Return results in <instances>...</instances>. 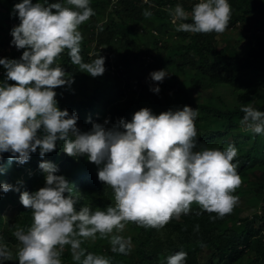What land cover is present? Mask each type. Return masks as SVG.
<instances>
[{"label":"clouds","instance_id":"clouds-1","mask_svg":"<svg viewBox=\"0 0 264 264\" xmlns=\"http://www.w3.org/2000/svg\"><path fill=\"white\" fill-rule=\"evenodd\" d=\"M12 12L19 22L10 30V45L24 51L18 60L0 58L5 69L0 81V153L8 152L24 164L37 149L43 157L63 142L62 150L68 156H84L95 163L98 180L114 193V204L105 209L87 205L77 209L65 176L55 174L54 163L40 161L43 186L19 194V202L31 210L32 222L26 230L13 232L18 264H62L65 246L74 264H110V258L88 252L82 242L97 236L108 238L112 252L127 254L131 238L116 233L129 222L159 229L170 219L188 214L193 203L215 213L211 219L232 211L238 199L233 192L241 183L233 163L237 149L229 144L223 150H195L196 109L185 105L153 114L141 108L130 121L121 117L106 127V119L81 132L77 114L57 107L54 89L74 82L57 63L62 53L66 51L71 63L92 77L105 70L103 56L97 54L91 62H84L80 54L79 26L94 15L90 0H20ZM143 14L150 16L151 12ZM169 14L177 31L223 33L231 5L229 0H198L189 12L177 3ZM149 75L152 81L162 82L168 74L160 69ZM150 90L158 93V84ZM240 111L245 130L264 135V111L251 104H243ZM17 185L0 183V192L19 191ZM186 257V252L177 251L166 258V264H186ZM12 260L13 252L0 237V264Z\"/></svg>","mask_w":264,"mask_h":264},{"label":"trees","instance_id":"trees-1","mask_svg":"<svg viewBox=\"0 0 264 264\" xmlns=\"http://www.w3.org/2000/svg\"><path fill=\"white\" fill-rule=\"evenodd\" d=\"M8 2L13 8L20 0ZM197 2L90 0L94 15L78 29L83 37L80 52L83 61L91 62L96 58L97 53L89 55V43L94 40L96 50L104 48L115 56L104 60L102 75L92 77L83 72L79 77L93 84L87 93L81 92L73 99L63 100V86H57V107L66 109L69 114L75 112L78 117L76 126L85 132L91 129L93 123L103 124L100 118L102 110L110 109L117 120L122 117L129 121L134 113L131 101L138 99V110L145 107L143 90L148 91L158 84L159 100L164 107L155 114L182 109L185 105L196 109L195 150H223L229 144L236 147L237 156L233 158V163L244 183L240 191L243 195L252 194L258 202L255 206L259 208L251 216L240 217L235 204L230 213L211 219L216 216L215 213L202 210L193 203L188 214L170 219L159 229L129 222L122 230L131 234L133 243L127 254L112 252L108 238L97 236L94 240L89 238L82 242L81 246L88 252L110 258V264H166V258L177 251L187 253L186 264H264V135L247 131L240 124L243 104H251L264 111V0H229L231 16L223 33L177 31L176 26L170 24L167 10L179 3L190 12ZM145 10L151 15L145 16ZM8 17L19 22L15 13ZM103 17L105 21H102ZM0 21L1 50L7 43L10 45L12 27ZM236 27L247 34L242 30L234 33ZM219 34L222 36L221 43L217 40ZM142 36L149 40L150 47L142 48ZM23 51L10 49L8 59L21 56ZM142 55L148 59H142ZM59 57L65 59L70 69L71 60L66 51ZM114 67L117 74L123 72L126 76L127 89L120 86V77L114 71L110 72ZM144 68L150 73L164 69L168 75L162 82L152 81L149 75L150 86L145 83L136 85L131 98L127 99L130 104L120 109L119 103L124 102L127 91L135 86L134 78L145 75ZM3 74L5 69L0 66V80ZM8 83L15 82L8 80ZM110 86H117L116 91L107 92ZM214 87L228 89L232 99L225 100L218 94L214 99L199 101L192 95L196 88ZM169 93L177 100L173 105L169 103ZM62 149L63 142H57L56 148L43 157L39 156L37 149L24 164H18L8 152L0 153V169H3L0 183L17 185V181L21 182L17 185L19 191L0 192V237L13 252V260L5 261V264H18L15 260L18 242L13 232L17 228L26 230L32 222L31 210L19 202V194L21 191L31 193L43 186L44 175L38 167L40 161L54 163L58 168L55 174L65 176L72 189L69 195L77 201V209L85 205L93 210L105 209L114 204L113 190L97 178L98 166L84 156L70 157ZM255 171L259 172L258 177L253 175ZM20 175L24 178L20 179ZM7 208H15L14 213L5 216ZM61 260L62 264H74L69 246H65Z\"/></svg>","mask_w":264,"mask_h":264},{"label":"rangeland","instance_id":"rangeland-1","mask_svg":"<svg viewBox=\"0 0 264 264\" xmlns=\"http://www.w3.org/2000/svg\"><path fill=\"white\" fill-rule=\"evenodd\" d=\"M36 2H37V0H33V3H36ZM54 2H56V0H48V3H54ZM154 10H155V7L153 8V11ZM52 11H55V10H52ZM169 11H170V9L167 10L168 15H170ZM9 14L10 15L13 14L11 4L8 2V0H0V20L4 21L5 23H8V25H10L13 28V26L18 25V23L15 20L10 19L8 17ZM105 20L106 19L103 17L102 21H105ZM170 24H172L173 26H176V24L173 23L171 16H170ZM0 25H1V21H0ZM158 26H159V24H158ZM241 30L242 29H240V27H236V28H234L233 32L239 33ZM159 31H161V27H159ZM156 32L158 33V30ZM242 33L247 34V32L245 30H242ZM232 36L234 37V35H232ZM221 37L222 36L219 34V36L217 37L218 43L219 42L221 43ZM165 38H167V36ZM11 39H12V37H11ZM94 41L89 43V45H90L89 55H93V54L97 53V54L103 56L106 61L110 60L111 57L115 56L114 53H112L108 50H105L104 48L96 50V48L94 46V43H95ZM242 43L243 42H241V44ZM113 44H116V43L113 42ZM140 44H141L142 48H145V46L147 48L150 47L149 40L146 39V37H144V36L140 37ZM5 46L6 47L3 46L2 49L0 50L1 58H3V57L8 58L10 55V49L15 50V48H14L15 46H11L8 43ZM19 58H20L19 55H16V57H14V59H17V60ZM143 58L148 59L147 56L142 55V59ZM57 63L64 69L65 72L70 73L74 79V82L70 86H67V85L63 86L62 95H61L63 100L73 99L77 95H79V93H81V92L87 93V91L93 86V84L91 83L90 80L79 79V77L82 76L83 72L79 71L78 66L70 63L71 67L69 69L68 63L65 61V59H63L61 57H58ZM144 69H145V72H144L145 75L144 76L136 74L139 77L134 78L135 86H132V90L130 92L127 91L128 94H126L123 98L124 102L119 103L120 109H123V108H125L126 105L130 104L127 99L131 98L133 88L136 87V85H139V83H145L148 87L150 86L149 85L150 82H149V78H148L150 71L147 68H144ZM111 71H114L115 74H117V72H118V71L116 72L115 67L111 68L110 72ZM192 71H194V70L192 69ZM117 75H118V77H120V79H119L121 81L120 86L122 88L127 89L128 83L126 81V79H127L126 76L123 74V72H119V74H117ZM4 78H5V74L2 75V79L0 81H3ZM116 89H117V86H110V87H108L107 92L113 93L114 91H116ZM54 91H55V89H54ZM218 94L223 96V99H225V100H231L232 99V98L230 99V95H231L230 91L224 87H214V88H205V89L196 88V89H194L192 95L194 96L195 99L202 101L206 98L214 99L213 97H216ZM143 98H144V100H142V101H144L145 107H141V108H148L152 111L153 114L157 113L159 110H161L164 107L162 101L159 100L161 98L160 92L154 93L150 90V88L148 91L143 90ZM55 99H57L56 96H55ZM137 100L138 99H136L135 101H131L132 102L131 106H132L133 112L138 111V107L136 106ZM176 101L177 100L169 93V103L171 105H173ZM97 107H98V104H97L96 108ZM100 118L103 119L102 123H104V121L106 119L108 120L109 123H108V125H106V127H110L112 124H114L117 121V118L112 116V110H110V109H108L107 111L102 110L101 114H100ZM130 120H131V118H130ZM253 175L258 177L259 172L255 171L253 173ZM20 176H21V177H19L20 179L24 178L22 175H20ZM241 185H244V183L241 182L240 185L233 192V195L237 196V198H238L237 202H236V205L238 208L237 211H239L240 217L251 216L252 214H254V212L256 210H258L259 207L255 206L258 202H257L256 198L250 193L248 195H243L240 191V190H242L241 187H243ZM14 211H15V208H7L6 209L7 213H4V215L5 216L11 215L10 213H14ZM118 234L123 235L126 238L130 237V235H131V234L127 233V231H125V232L120 231ZM131 246H133L132 242H131Z\"/></svg>","mask_w":264,"mask_h":264}]
</instances>
